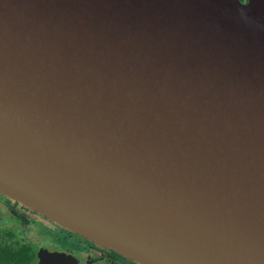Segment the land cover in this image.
Returning a JSON list of instances; mask_svg holds the SVG:
<instances>
[{"label":"water","instance_id":"water-1","mask_svg":"<svg viewBox=\"0 0 264 264\" xmlns=\"http://www.w3.org/2000/svg\"><path fill=\"white\" fill-rule=\"evenodd\" d=\"M0 193L139 264H264V0H0Z\"/></svg>","mask_w":264,"mask_h":264},{"label":"flooded vegetation","instance_id":"flooded-vegetation-1","mask_svg":"<svg viewBox=\"0 0 264 264\" xmlns=\"http://www.w3.org/2000/svg\"><path fill=\"white\" fill-rule=\"evenodd\" d=\"M0 264H139L0 194Z\"/></svg>","mask_w":264,"mask_h":264},{"label":"trees","instance_id":"trees-1","mask_svg":"<svg viewBox=\"0 0 264 264\" xmlns=\"http://www.w3.org/2000/svg\"><path fill=\"white\" fill-rule=\"evenodd\" d=\"M241 4H245L248 0H238Z\"/></svg>","mask_w":264,"mask_h":264},{"label":"rangeland","instance_id":"rangeland-1","mask_svg":"<svg viewBox=\"0 0 264 264\" xmlns=\"http://www.w3.org/2000/svg\"><path fill=\"white\" fill-rule=\"evenodd\" d=\"M1 194V193H0ZM4 195V194H3ZM4 196H6V195H4ZM6 197H8V196H6ZM9 198V197H8ZM26 207V206H25ZM27 209H29V210H31L30 208H28V207H26Z\"/></svg>","mask_w":264,"mask_h":264}]
</instances>
